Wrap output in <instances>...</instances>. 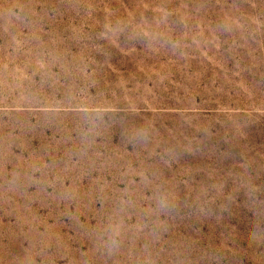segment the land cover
<instances>
[{
    "label": "rangeland",
    "instance_id": "374dc122",
    "mask_svg": "<svg viewBox=\"0 0 264 264\" xmlns=\"http://www.w3.org/2000/svg\"><path fill=\"white\" fill-rule=\"evenodd\" d=\"M0 264H264V0H0Z\"/></svg>",
    "mask_w": 264,
    "mask_h": 264
},
{
    "label": "clouds",
    "instance_id": "9594fccd",
    "mask_svg": "<svg viewBox=\"0 0 264 264\" xmlns=\"http://www.w3.org/2000/svg\"><path fill=\"white\" fill-rule=\"evenodd\" d=\"M80 119L82 121V127L79 131L81 144L85 147H89L95 140L98 134V129L104 120V113L99 108H93L84 110L80 113ZM149 132L147 129H139L135 133V139L137 141H147ZM155 211L160 214H169L174 210V206L164 193H157L153 196ZM123 210V202L120 208L113 217L108 218L102 226L99 234L97 235V249L104 255L113 256L119 253L122 245V237L124 233V221L120 216V212ZM252 238L258 242L259 237L256 232H253Z\"/></svg>",
    "mask_w": 264,
    "mask_h": 264
}]
</instances>
